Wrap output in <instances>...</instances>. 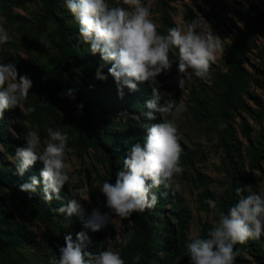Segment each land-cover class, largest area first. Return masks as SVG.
<instances>
[{
	"label": "trees",
	"instance_id": "16d2710c",
	"mask_svg": "<svg viewBox=\"0 0 264 264\" xmlns=\"http://www.w3.org/2000/svg\"><path fill=\"white\" fill-rule=\"evenodd\" d=\"M260 1L261 5L252 9L255 15L251 12L245 15L244 29L235 26L234 31L230 28L234 42L230 50L231 56L224 65L227 71L220 70L217 74V84L223 90V100L228 111L254 115L247 100L257 101L249 92L256 79L243 63L247 61L248 52L256 46V33L264 26V0ZM1 2L4 6L10 1ZM43 2L46 11L43 26H46L47 20L55 25L54 34H51L47 42L51 45L57 40V43L54 52L43 53L39 57L47 58L46 64L39 71V76L31 79L33 86L38 88L40 97L29 94L24 107H34L35 111L25 116L17 107L6 109L0 117V264H49L50 255L57 254L59 247L65 245V236L71 235L75 241L77 233L83 230L78 217L70 218L53 211L71 199L80 200L67 185L61 190L62 199H54L51 203L42 199V185L37 193L31 195L20 190V185L30 182L32 176L39 177L43 168V164L37 161L22 177L17 174L15 152L18 147H25L27 144L24 139L29 130L26 121L41 126L44 123L41 119L45 116L53 117L58 109L69 115L74 112L83 129L78 142H75L76 148L80 146L86 153L92 149L95 158L107 166L104 179L115 183L116 173L123 169L124 159L132 145L143 143L146 128L164 120L159 113L155 121L148 120L144 115L147 112L146 101L152 97L150 82L138 84L139 90L135 92L125 87L121 98L115 78L109 73L112 64L105 62L101 54H92L89 45L80 42L79 25L72 14H58L55 0ZM157 32L166 35L164 29H157ZM172 55L178 56V49L172 48L169 53L172 66L178 70V61ZM98 69L107 77L106 80L97 79ZM68 89L75 90V99L66 95ZM192 93L195 94L196 91L193 90ZM80 104L83 105L82 110L77 107ZM109 114L112 115L111 118ZM221 123L224 127L230 185L225 195L216 203L221 212L227 214L241 197L256 192V183L252 178L241 174L245 157L232 142L231 126L223 120ZM10 129L15 131L17 137L11 138ZM244 132L250 143L251 163L257 167L264 158V131L256 139L250 137L247 126H244ZM80 159L86 167L84 157L80 155ZM198 175L202 179L201 174ZM245 183L249 185L247 190ZM237 188L243 189V192L237 194ZM153 192L158 197L153 208L133 213L128 219L120 218L124 227L118 245L122 259L125 264H137L133 257L140 254L138 264H190L186 245L190 242L188 232L192 217L183 198L173 186L165 188L161 185L153 189ZM89 193L92 198L90 205L80 200L85 212L91 214L94 209H99L101 213H107L106 198L92 183ZM16 198L21 201V207L15 204ZM209 199L211 195L205 198L206 211L210 209L206 203ZM29 219L46 225L44 241L39 240L36 232L26 225L25 220ZM106 227L116 240L117 232L110 219ZM213 227L209 221L202 223L200 232L195 237L209 238L208 233ZM129 233L132 234V239L124 246L121 241ZM89 235L92 244L85 247V253L98 254L107 250L108 242L101 231H89ZM234 251L238 255L233 264H244L246 257H250L255 264H264V235L258 240L250 238L243 244L237 243Z\"/></svg>",
	"mask_w": 264,
	"mask_h": 264
},
{
	"label": "clouds",
	"instance_id": "9594fccd",
	"mask_svg": "<svg viewBox=\"0 0 264 264\" xmlns=\"http://www.w3.org/2000/svg\"><path fill=\"white\" fill-rule=\"evenodd\" d=\"M122 2L128 6L127 10L110 6L107 0H65L67 10L78 22L80 42L89 45L92 54L99 53L105 62L112 64L109 73L115 78L121 98L125 87L135 92L139 90L138 84L150 82L152 97L146 101L144 115L151 121L157 119V113L161 117H175L186 111L184 101L181 98L177 104L174 99H164L157 81L160 74L172 68L170 50L178 49V72L181 74L178 86L184 91L193 76L201 80L208 78L217 53L224 51L222 39L213 33L207 21L201 24L200 16L186 22L183 28L170 27L166 35L158 34L157 25L150 19V5L145 6L142 0ZM9 39L8 31L0 25V44ZM40 42L45 48L49 46L44 39ZM96 76L100 80L107 79L99 69ZM32 87V80L27 75H20L15 64H0V117L6 109L17 107L25 116L34 112V107L23 106ZM74 92V89H68L66 95L75 99ZM77 107L83 109L82 104ZM47 133L49 140L42 151H39L41 139L37 132L29 129L25 133L27 144L16 149L15 166L22 177L37 161L43 164L39 177L32 176L30 182L20 185V190L31 195L42 185V199L51 203L54 199H62L61 190L70 180L65 154L71 149L67 148V133L52 128H48ZM178 141L175 119H164L146 128L143 143H135L129 149L123 169L116 173L115 183L104 181L100 188L111 213L128 219L133 213L157 204L158 197L153 189L161 185L172 187L174 175L183 171ZM236 191L239 194L243 189ZM77 192L80 199L89 201L85 189H77ZM206 203L212 209L217 207L214 200L209 199ZM53 211L70 218L78 217L83 230L77 233L75 241L71 235H66L65 245L59 247L57 254L50 255L49 264H125L119 252L105 250L95 254L84 251L92 244L89 231L99 232L106 227L111 217L108 213L94 209L87 214L78 199H71ZM262 235L264 191L241 197L227 214L219 212V220L208 233L209 238L190 237L186 245L190 264H233L238 255L234 246L250 238L258 240ZM131 239L129 233L121 243L127 246ZM133 259L138 264L141 255L136 254Z\"/></svg>",
	"mask_w": 264,
	"mask_h": 264
},
{
	"label": "rangeland",
	"instance_id": "374dc122",
	"mask_svg": "<svg viewBox=\"0 0 264 264\" xmlns=\"http://www.w3.org/2000/svg\"><path fill=\"white\" fill-rule=\"evenodd\" d=\"M9 1L4 7L0 0V25H3L10 37L7 43L0 44V64H15L20 75H27L30 79L37 78L39 71L47 61V58L40 59L39 57L43 56V53L54 52L57 43L55 40L56 42L45 48L40 40L48 41L51 34H54L55 25L50 20H47L45 27L42 24L46 14L43 0ZM107 2L110 6L128 9L122 0H107ZM142 3L145 6L150 5V19L157 25V29H164L165 34L168 33L170 27L183 28L186 22L200 16L201 24H204V20L207 21L213 33L222 39L224 51L217 53L215 62L210 66L208 78L201 80L193 76L192 81L186 84L183 91L178 86L181 74L175 67L172 66L170 71L157 77L162 97L169 100L174 99L177 104L182 98L186 106V111L179 115L175 117L165 115L162 118L175 119L178 128L181 146L180 166L183 171L174 175L172 186L179 191L192 217L188 237H195L199 234L202 223L209 221L215 225L219 220L221 210L217 203L216 209L210 208L209 211L204 209L206 196L211 195V199L217 202L225 195L230 185L222 120L231 126L232 142L239 153L245 157L244 164L241 165V174L255 181L256 192L254 193L264 191V158L257 167L252 165V159L249 156L250 143L244 132V126H247L250 129V137L256 139L264 131V26L256 33V46L248 52L247 61L243 63L256 79V83L251 85L249 92L253 98H257V101L247 100L254 115L226 110L223 90L217 84V74L220 70L221 72L227 71L224 65L231 56L230 50L234 36L230 28L234 31H236L235 26L244 29L246 27L245 15L248 12L255 15L252 9L261 5V1L142 0ZM55 4L58 14L70 16L71 13L67 10L65 3L55 0ZM205 27H207L206 24ZM172 57L176 62L178 61V56L172 55ZM37 90L38 88L33 86L29 92L30 96L40 97ZM193 90L196 91L195 94L192 93ZM109 117L111 118L112 115L109 114ZM41 120L44 122L41 126L26 121L29 129L36 131L41 139L39 151L43 150L45 142L49 140L48 128L67 133V148L71 151H66L65 154L70 177L66 185L79 199L77 189H85L84 194L89 197V201L80 200L90 205L92 200L89 193L90 183L100 190L103 182L106 181L104 178L107 166L95 158V152L92 149L86 153L80 146L76 148L75 142H78L83 129L74 112L69 115L58 109L53 117L45 116ZM9 131L11 138L17 137L14 130ZM80 155L84 157L87 168L81 162ZM244 186L246 190L249 188L246 183ZM14 202L19 207L22 206L18 198ZM107 213L111 216L110 220L115 226L117 238L113 239L107 227H104L101 232L108 242L107 250L119 252L118 245L124 231L122 220L111 213L108 208ZM25 223L36 232L39 240L44 241L47 233L45 224L35 223L31 219L25 220ZM246 260L244 264H255L250 257H246Z\"/></svg>",
	"mask_w": 264,
	"mask_h": 264
}]
</instances>
